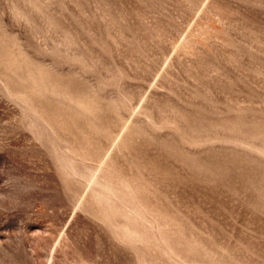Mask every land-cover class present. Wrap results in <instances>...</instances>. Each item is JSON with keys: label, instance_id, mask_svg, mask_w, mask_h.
<instances>
[{"label": "rangeland", "instance_id": "1", "mask_svg": "<svg viewBox=\"0 0 264 264\" xmlns=\"http://www.w3.org/2000/svg\"><path fill=\"white\" fill-rule=\"evenodd\" d=\"M262 150L264 0H0V264H264Z\"/></svg>", "mask_w": 264, "mask_h": 264}, {"label": "bare ground", "instance_id": "2", "mask_svg": "<svg viewBox=\"0 0 264 264\" xmlns=\"http://www.w3.org/2000/svg\"><path fill=\"white\" fill-rule=\"evenodd\" d=\"M30 2H32L33 0H29ZM34 8L35 9H38L39 8V6L38 5H34ZM13 11H14V13L16 14V15H18V16H20V17H22V18H24V17H26L27 16V13L25 12V11H23L20 7H18V6H16V5H14L13 6ZM52 22H53V20H52ZM53 24H54V22H53ZM183 38V37H182ZM184 38H185V36H184ZM183 38V39H184ZM13 40H15L16 41V39L15 38H13ZM183 42V41H182ZM25 49V48H24ZM24 49H23V47H21V48H19L16 52H14L15 50H10V59L11 60H15V61H20V56H23L24 54H26L25 52H27V50L26 51H24ZM20 57V58H19ZM25 57V56H24ZM26 58H24V60H25ZM25 62V61H24ZM165 62H168L167 61V59H166V61ZM26 63H28V62H26ZM42 63V62H41ZM41 63L40 62H36L35 64L36 65H41ZM25 64V63H24ZM166 64V63H165ZM28 66H29V64H27ZM24 66H26V64L24 65ZM17 68V67H16ZM164 68V67H163ZM20 70V69H19ZM24 70V69H23ZM160 70H162V69H160ZM164 71V70H163ZM15 72V71H14ZM159 72V71H158ZM160 73H161V71H160ZM159 73V74H160ZM163 73V72H162ZM158 74V73H157ZM161 76H162V74H160ZM157 76V75H156ZM166 77V76H165ZM31 89H35V90H39V89H41L40 88V86L37 84V83H34V84H32L31 85ZM146 93H147V91H145ZM149 92V91H148ZM87 94H89V91H81L80 93H78L77 94V96H75V95H70V98H73V97H77L78 99H79V102H80V96H84V95H87ZM94 94H96V93H94ZM144 95H147V94H145L144 93ZM143 95V96H144ZM142 98V97H141ZM140 98V99H141ZM144 99V98H143ZM143 99H141L140 101H142ZM250 102H252V101H249V103ZM141 103V102H140ZM67 106H69V104L68 105H66V107ZM179 106V105H178ZM139 107V106H138ZM138 107H136V109L138 108ZM161 107H163V105L161 106ZM180 107V106H179ZM161 110L163 109V108H160ZM165 110V109H164ZM176 110V109H175ZM198 111V109H195L194 111L196 112V113H198V112H200V111ZM133 111V110H132ZM160 111V110H159ZM170 111H171V109H170ZM172 111H174L173 109H172ZM135 112V111H134ZM161 112V111H160ZM164 112V111H163ZM176 112H178V111H176ZM182 112V111H181ZM180 112V113H181ZM192 112V111H191ZM178 114V113H175L176 114V116L177 115H180L181 116V114ZM196 113H194L195 115H197ZM134 114V113H133ZM174 114V115H175ZM198 114H200V113H198ZM204 114H206V113H204ZM238 114V113H237ZM185 115H186V113H185ZM184 115V116H185ZM201 115V114H200ZM203 115V114H202ZM201 115V116H202ZM33 116H35V117H38L39 116V114L38 113H36L35 112V114L33 115ZM184 116H182V117H184ZM200 116V117H201ZM178 117V116H177ZM182 117H179V118H182ZM236 117H237V115H236ZM238 117H240V115L238 116ZM186 118V117H185ZM185 118L183 119H181L182 121L183 120H185ZM214 118V117H213ZM222 119V118H221ZM130 119L128 118H124L123 119V123H122V128H130V126H131V123L132 122H130L129 121ZM133 120V119H132ZM187 121H188V119H187ZM186 120H185V123L187 122ZM213 121V120H212ZM169 122V121H168ZM189 122V121H188ZM169 123H172V121L171 122H169ZM174 123H176V122H174ZM174 123H172V124H174ZM135 124V123H134ZM163 124V123H162ZM187 125L189 124V123H186ZM164 125V124H163ZM166 125H168V123H166ZM180 125V124H179ZM179 125H178V127H179ZM183 126V125H182ZM182 126L180 125V128H182ZM184 126H186V125H184ZM192 125H189V126H187V127H191ZM219 126V125H218ZM120 127V126H119ZM163 128V127H162ZM185 128V127H184ZM123 131H124V129H123ZM187 132H190V131H187ZM122 133V132H121ZM126 133V132H125ZM182 134H184L183 132H182ZM181 134V135H182ZM121 135V134H120ZM119 135V136H120ZM117 134H113L112 135V137H111V141H112V145L118 140L117 139ZM183 136H186L185 134L184 135H182V138H183ZM187 137V136H186ZM192 138V137H191ZM187 139V138H186ZM191 140H194V139H191ZM188 142H190V140L188 141ZM193 142V141H192ZM195 143V142H194ZM59 146H62V144H59ZM63 146H66V145H63ZM114 146V145H113ZM113 146H111L110 145V147H113ZM108 148V149H111V148ZM116 147V146H115ZM185 149H186V147H184ZM203 148H205V147H203ZM206 148H208V147H206ZM108 149H106L107 151H105L106 153H108L109 151V153H111L112 154V152H111V150H109L108 151ZM184 151V150H183ZM189 151V150H188ZM188 151H184V153H186V152H188ZM191 151H192V149H191ZM264 150H262V152H263ZM190 152V151H189ZM188 152V153H189ZM194 154H197V152L196 153H194ZM193 154V155H194ZM108 155V154H107ZM104 155L101 153V156H100V158L102 157V159L103 160H101L100 161V159H99V162H98V164H97V166H95L94 168H92L91 169V171H90V173H89V175L87 176V181L88 182H91V183H93L92 185H94L93 186V190H95L96 188H98L99 189V191H100V194H103V195H106V194H109L111 191H115V187L109 182V180H108V178L104 175V172H103V170L105 169V167H107V165L109 164V163H106L104 160V157H103ZM105 156H106V154H105ZM108 158H110V157H108ZM111 159V158H110ZM85 162V160L84 159H82L81 160V163H84ZM102 177H103V179H102ZM86 181V182H87ZM123 187L122 186H120L119 187V189H117L116 190V192H117V195L119 196V193H120V191H121V189H122ZM124 194L125 195H129V193H128V191L127 190H125L124 191ZM96 201L101 205V208H102V212H103V215H106V216H104V217H107V216H109V215H112L113 214V210H112V208L111 207H109V205H108V203H107V200H103V199H101V198H97L96 199ZM110 217V216H109ZM108 219H110V218H108ZM107 219V220H108ZM105 220H106V218H105ZM111 221V220H110ZM109 222V221H108ZM111 223L113 224V221H111ZM114 224H116V223H114ZM117 228H118V230H120L121 232H122V234L124 235V237H126V239H128V240H130V241H132V239H135L137 236H138V233L136 232V230L135 229H133V228H128V227H120V226H117Z\"/></svg>", "mask_w": 264, "mask_h": 264}]
</instances>
